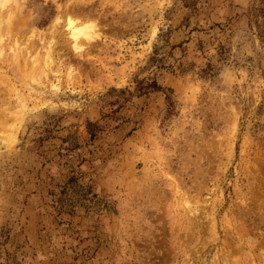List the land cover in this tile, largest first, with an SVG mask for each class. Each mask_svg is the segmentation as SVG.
Segmentation results:
<instances>
[{"label":"rangeland","instance_id":"obj_1","mask_svg":"<svg viewBox=\"0 0 264 264\" xmlns=\"http://www.w3.org/2000/svg\"><path fill=\"white\" fill-rule=\"evenodd\" d=\"M0 264H264V0H4Z\"/></svg>","mask_w":264,"mask_h":264},{"label":"bare ground","instance_id":"obj_2","mask_svg":"<svg viewBox=\"0 0 264 264\" xmlns=\"http://www.w3.org/2000/svg\"><path fill=\"white\" fill-rule=\"evenodd\" d=\"M4 0H0V5H3ZM2 8V7H1ZM67 26L71 37L73 38L75 50H81L84 44L91 39L95 38L92 27L90 26H77L75 21L68 17Z\"/></svg>","mask_w":264,"mask_h":264},{"label":"trees","instance_id":"obj_3","mask_svg":"<svg viewBox=\"0 0 264 264\" xmlns=\"http://www.w3.org/2000/svg\"><path fill=\"white\" fill-rule=\"evenodd\" d=\"M157 88H160L159 86H157V85H155ZM90 126H92V124L90 123ZM94 134L92 133V136H93ZM70 190H69V188L66 186V187H64V190H63V192L62 193H64V195H66V194H68V192H69ZM76 188H75V186H72V188H71V192L70 193H73V195L74 194H76ZM69 193V194H70ZM73 195H69V197H67L66 199H63L64 200V202H66V205L68 204V206L69 207H72V206H74V204H76V202L78 201V199H77V197H75V196H73ZM84 196H85V193H84ZM65 198V197H64Z\"/></svg>","mask_w":264,"mask_h":264}]
</instances>
